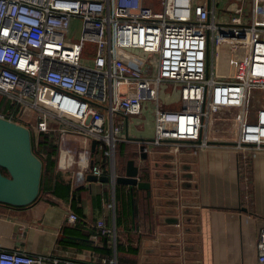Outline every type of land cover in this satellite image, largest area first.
Masks as SVG:
<instances>
[{"label": "built area", "instance_id": "built-area-1", "mask_svg": "<svg viewBox=\"0 0 264 264\" xmlns=\"http://www.w3.org/2000/svg\"><path fill=\"white\" fill-rule=\"evenodd\" d=\"M162 83L175 104L162 103ZM0 95L8 105L0 117L24 118L18 123L56 144L67 133L95 139L86 171L97 176L114 179L116 145L127 142L138 153L142 145L169 152L173 163L221 145L254 156L264 149V0L229 10L217 0H0ZM149 102L154 134L130 138L127 118ZM96 224L93 238L107 236L116 251L115 225ZM257 250L264 264V226ZM0 264L117 258L87 263L0 247Z\"/></svg>", "mask_w": 264, "mask_h": 264}, {"label": "crops", "instance_id": "crops-1", "mask_svg": "<svg viewBox=\"0 0 264 264\" xmlns=\"http://www.w3.org/2000/svg\"><path fill=\"white\" fill-rule=\"evenodd\" d=\"M7 106L4 102L0 109ZM131 117L124 133L137 137ZM57 145L54 187L26 205L0 202V247L87 263L112 257L116 251L107 236L109 253L91 247L100 249L103 243L104 236L93 238L99 219L115 225L116 183L86 179L95 155L88 138L58 135ZM122 146L119 155L124 154ZM129 147L138 155L140 170L138 146L129 142ZM166 153L155 147L149 152V190L120 187L130 197L132 213L126 225L115 226L116 242L136 252L120 251L119 258L132 260L130 264H257V239L264 226V149L245 159L224 145L187 150L174 164ZM125 163L116 159L117 174H125ZM138 177L142 180L139 172ZM70 211L78 215V223L68 220ZM67 226L82 233L75 245L59 243Z\"/></svg>", "mask_w": 264, "mask_h": 264}, {"label": "water", "instance_id": "water-1", "mask_svg": "<svg viewBox=\"0 0 264 264\" xmlns=\"http://www.w3.org/2000/svg\"><path fill=\"white\" fill-rule=\"evenodd\" d=\"M137 140L145 138L130 137ZM96 140L91 141V151L94 152ZM139 157L145 159L148 153L143 145L139 149ZM42 163L31 148L30 130L28 127L3 117H0V202L12 205H26L31 203L38 194ZM6 169L7 174L1 171ZM139 167L134 159L130 158L125 163V174H115L114 179L110 175L97 176L86 174L89 181H102L123 183L139 188H148V181L138 177Z\"/></svg>", "mask_w": 264, "mask_h": 264}, {"label": "trees", "instance_id": "trees-1", "mask_svg": "<svg viewBox=\"0 0 264 264\" xmlns=\"http://www.w3.org/2000/svg\"><path fill=\"white\" fill-rule=\"evenodd\" d=\"M154 5L156 4V1L153 3ZM0 95V108L3 104V102H5V99ZM2 101V102H1ZM2 103V104H1ZM1 110V109H0ZM16 122H20L22 124H24V118H22L21 120L16 119ZM30 138H31V148L33 153L38 156L41 160L42 163V167H41V175H40V184H39V191L37 196L35 197V199L32 201L34 202L43 192L51 190L54 187V184H56V180L54 181V176L52 174L53 171V167L55 164V155H56V150H57V144L55 143V141L53 140V137L50 133H34L32 131V129L30 128ZM125 153V152H124ZM137 153L136 152H129V153H125L123 155V160L124 162H126L127 159H135L137 158ZM149 153L147 155V157L145 159H142V163H141V168L139 170V175L141 177V179L143 181H150V160H149ZM171 159L173 157V155L171 153H166V158ZM141 159V158H140ZM115 163H116V159H115ZM174 164V163H173ZM116 166V165H115ZM1 171L4 174H7L6 169L1 168ZM105 172L106 168H105ZM127 185L123 184V183H116V187H115V201H116V205H115V226L116 228L120 225H123V223L126 225L128 220H130L131 217V213H132V209L130 207V197L128 195L127 192H120V187H125ZM146 190H149L146 189ZM148 197L145 195V200ZM8 204V203H6ZM12 205V204H9ZM125 205L127 207H125ZM13 206V205H12ZM78 216V215H77ZM78 223V218L76 219ZM68 228V229H67ZM67 228H63L62 230V234L59 237V243L64 244V245H75L76 241L75 238L77 235H82V233H79L78 231L75 230V228L72 227H68ZM88 234V233H87ZM104 236L102 238L103 243L100 245V249H98V246H92L91 248L94 250H105L106 253H109V249L111 250V248H109L106 244V236ZM106 237V238H105ZM120 251H127V252H131V253H135L136 252V248L135 247H130V246H123L120 243L116 242V258H117V264H123V263H128L130 264L131 262H133L130 259H126V258H119V254L118 252ZM119 259V261H118ZM121 260V262H120Z\"/></svg>", "mask_w": 264, "mask_h": 264}, {"label": "rangeland", "instance_id": "rangeland-1", "mask_svg": "<svg viewBox=\"0 0 264 264\" xmlns=\"http://www.w3.org/2000/svg\"><path fill=\"white\" fill-rule=\"evenodd\" d=\"M155 1L157 2L158 0H146V3L153 5V3ZM243 1H246V0H243ZM217 2H218V6L220 8L229 10V9H233L238 4L240 5L242 3V0H217ZM72 30H73V32L70 33L71 37L75 38L76 34L74 33V29H72ZM165 85L166 84L162 83L161 87H160V98L162 100V103L164 104V106L166 104H170V103L175 104V102L178 98L177 94L174 93L172 96L169 97V94L166 91L168 89V86H165ZM3 104H4V102H3ZM142 106L143 107H142V111H141L140 115H136V116L131 117L130 125L132 128L134 127L135 133L139 134V135H136L137 137L149 138L154 134V114H153V112H154L155 105L153 104V102H149L146 104L143 103ZM116 117H117V115H116ZM25 118H27V115H25ZM151 132H152V135H150ZM122 147H123L122 149L125 153L132 152L131 150L129 151V149H131V147H129V142L125 143V145H123ZM119 152H120V145L119 146L116 145L115 158L117 159V161L122 163V162H124L123 155L125 153L122 155H119ZM133 152H135V151L133 150ZM118 261H119V259H118ZM120 262H121V260H120Z\"/></svg>", "mask_w": 264, "mask_h": 264}]
</instances>
